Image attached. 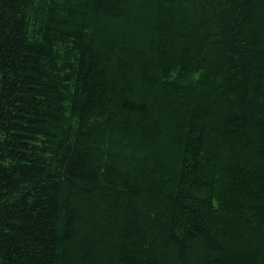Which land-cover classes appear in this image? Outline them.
Returning <instances> with one entry per match:
<instances>
[{"label": "trees", "instance_id": "obj_1", "mask_svg": "<svg viewBox=\"0 0 264 264\" xmlns=\"http://www.w3.org/2000/svg\"><path fill=\"white\" fill-rule=\"evenodd\" d=\"M0 264H264V0H0Z\"/></svg>", "mask_w": 264, "mask_h": 264}]
</instances>
